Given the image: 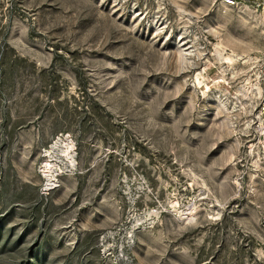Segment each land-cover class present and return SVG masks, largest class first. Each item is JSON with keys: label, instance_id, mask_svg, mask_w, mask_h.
I'll return each instance as SVG.
<instances>
[{"label": "rangeland", "instance_id": "374dc122", "mask_svg": "<svg viewBox=\"0 0 264 264\" xmlns=\"http://www.w3.org/2000/svg\"><path fill=\"white\" fill-rule=\"evenodd\" d=\"M0 264H264V0H0Z\"/></svg>", "mask_w": 264, "mask_h": 264}, {"label": "built area", "instance_id": "2783aa9c", "mask_svg": "<svg viewBox=\"0 0 264 264\" xmlns=\"http://www.w3.org/2000/svg\"><path fill=\"white\" fill-rule=\"evenodd\" d=\"M228 5H233L236 3L237 0H223Z\"/></svg>", "mask_w": 264, "mask_h": 264}]
</instances>
